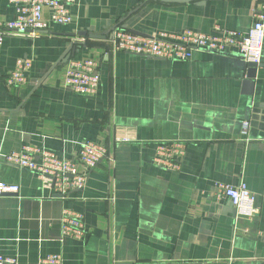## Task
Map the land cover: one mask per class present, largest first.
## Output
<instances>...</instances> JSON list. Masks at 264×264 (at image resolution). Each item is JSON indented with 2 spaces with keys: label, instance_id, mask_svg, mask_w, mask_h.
<instances>
[{
  "label": "crops",
  "instance_id": "obj_1",
  "mask_svg": "<svg viewBox=\"0 0 264 264\" xmlns=\"http://www.w3.org/2000/svg\"><path fill=\"white\" fill-rule=\"evenodd\" d=\"M263 2L75 0L69 25H50L33 39L5 37L0 183L17 192L0 195V255L17 264L47 255H60L62 264H264V65L203 51L187 61L153 59L115 53L111 43L117 28L148 37L245 33ZM14 17L0 0V23ZM24 58L32 62L26 84L7 86ZM84 60L97 63L91 96L62 85L70 62ZM127 126L136 141H116V128ZM85 142L106 147L112 161L91 169L83 189L66 198H47L33 172L4 160L27 147L76 162ZM159 143L184 146L178 171L153 164ZM218 183H244L259 214L237 216L217 197ZM66 210L82 215L81 240L62 235Z\"/></svg>",
  "mask_w": 264,
  "mask_h": 264
},
{
  "label": "built area",
  "instance_id": "obj_2",
  "mask_svg": "<svg viewBox=\"0 0 264 264\" xmlns=\"http://www.w3.org/2000/svg\"><path fill=\"white\" fill-rule=\"evenodd\" d=\"M75 0H8L13 7L15 17L11 21L0 23V44L5 37H26L33 39L47 31L50 25L67 26L72 22L70 7ZM48 11V18L44 11ZM264 41V2L260 12L254 16L252 26L245 33L230 29H214L203 34L191 30L179 33H158L154 36H140L122 28L112 33V50L115 53L133 54L153 59L187 61L193 52L203 51L213 55L233 54L246 65L262 63ZM28 58L19 59L13 71L6 77V85L20 88L26 84V73L31 67ZM62 85L72 93L91 96L97 93L99 75L94 60L71 61L65 71ZM244 124L243 130H246ZM116 141H136L134 127H117ZM184 146L179 143H159L155 147L153 164L164 171H178ZM8 164L33 172L46 192L47 198H66L73 192L81 191L85 185L86 175L102 161H112L108 150L101 144L85 142L80 147L77 161L58 158L46 150L23 148L4 157ZM79 167L82 168L79 171ZM217 197L228 199L237 216L253 219L259 214L255 206L254 195L244 183L238 185L216 184ZM17 187L0 183V195L15 193ZM83 217L80 214L63 211L61 233L76 240L84 237ZM0 264H17L16 259L0 255ZM38 264H62L60 255L40 257Z\"/></svg>",
  "mask_w": 264,
  "mask_h": 264
},
{
  "label": "water",
  "instance_id": "obj_3",
  "mask_svg": "<svg viewBox=\"0 0 264 264\" xmlns=\"http://www.w3.org/2000/svg\"><path fill=\"white\" fill-rule=\"evenodd\" d=\"M158 1L166 2V3H186V2L188 3V2H192V1L194 2V1H200V0H158ZM260 1H263V0H260ZM203 3H204V0H201V4H203ZM134 34H138V33H134ZM138 35H141V34H138ZM70 50H72L74 52V48H71ZM71 55L72 54L66 55L64 60L67 61L70 58ZM262 65H264V61H262V63L260 65H258V66H256V65H248V66L251 67V68H256V67H259V66H262Z\"/></svg>",
  "mask_w": 264,
  "mask_h": 264
}]
</instances>
